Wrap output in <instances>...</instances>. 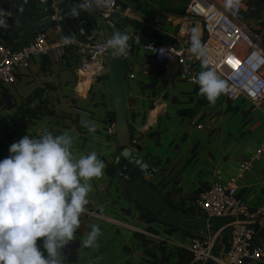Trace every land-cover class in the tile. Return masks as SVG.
Returning a JSON list of instances; mask_svg holds the SVG:
<instances>
[{
    "label": "crops",
    "instance_id": "1",
    "mask_svg": "<svg viewBox=\"0 0 264 264\" xmlns=\"http://www.w3.org/2000/svg\"><path fill=\"white\" fill-rule=\"evenodd\" d=\"M189 1L120 0L109 25L98 8L71 18L69 9L79 0H0L7 23L0 27L4 47L20 50L38 34L57 45L48 55L31 58L27 68H16L13 84L0 86V159L24 135L39 136L47 130L53 135L69 132L75 137V156L95 151L105 164L103 174L90 181L89 203L72 241L62 249L63 264H200L191 252L193 238L208 242L217 260L201 264L227 261L232 219H209L196 200L219 176L237 177L242 161L253 156L264 139V113L254 112L242 97L227 99L225 81L226 90L210 103L198 95L196 82L180 78L181 64L156 65L150 53L134 48L125 82V116L132 149L155 175L121 176L110 71L105 78L84 75L77 52L79 46L109 37L115 28L130 40L135 22L174 39V45L188 43L195 26L203 43L201 20L186 14ZM53 6L64 17L60 33L53 31L50 20ZM248 11L250 18H241L243 23L264 31V0ZM29 18L35 24L28 25ZM15 25L26 27V39L18 32L25 41L14 38ZM64 35L73 37L71 43H64ZM201 70L195 67V75ZM82 118L96 122L95 133L81 126ZM238 187L252 211L264 208V156L238 177ZM93 224L100 228L96 246L84 248L79 242ZM252 227L255 245L264 251V229L258 223Z\"/></svg>",
    "mask_w": 264,
    "mask_h": 264
},
{
    "label": "clouds",
    "instance_id": "2",
    "mask_svg": "<svg viewBox=\"0 0 264 264\" xmlns=\"http://www.w3.org/2000/svg\"><path fill=\"white\" fill-rule=\"evenodd\" d=\"M239 0H224L233 8ZM108 0H80L69 9L71 18L81 11L105 7ZM0 10V27H6ZM71 43L73 37H63ZM129 36L114 31L102 44L113 56H123ZM188 51L201 61L195 76L198 95L214 103L226 84L210 67L207 46L198 27H192ZM82 127L95 133V121L82 118ZM75 137L65 131L53 135L45 130L39 136L21 137L0 159V264H63L62 249L73 239L79 217L89 203L90 181L103 174L104 162L95 151L78 157L72 152ZM100 228L93 224L79 242L84 248L96 246ZM39 241V245L38 242Z\"/></svg>",
    "mask_w": 264,
    "mask_h": 264
},
{
    "label": "built area",
    "instance_id": "3",
    "mask_svg": "<svg viewBox=\"0 0 264 264\" xmlns=\"http://www.w3.org/2000/svg\"><path fill=\"white\" fill-rule=\"evenodd\" d=\"M80 1V0H79ZM120 0H108L105 7L98 8L100 15L111 25L119 9ZM244 6L241 0L233 8H225L221 0H190L186 14L201 20L206 35L203 44L207 46L209 63L218 76L227 83L226 97L233 101L240 97L251 104L254 112L264 113V31L256 30L243 23L241 12ZM53 31L60 33L64 17L59 8L53 6L50 17ZM108 37L98 43L79 46L80 70L93 78H105L109 73V49L102 47ZM57 47L45 35L38 34L35 39L20 50H12L0 43V86L11 85L16 80L15 69L27 68L31 58L46 56ZM141 48L153 56L156 65L179 63L183 67L180 78L195 83L194 69L201 61L188 51L189 45L180 41L177 45L163 46L147 44ZM134 47L129 44L126 54L130 55ZM134 78V76H131ZM2 91L0 89V96ZM264 156V139L256 147L253 156L242 161L237 177L223 179L213 183L208 191L200 194L196 207L210 219L231 218V245L227 261L220 264H248L251 261L264 260V251L255 245L256 230L254 223L264 229V208L250 209L244 198L239 196L238 177L242 178L253 169L254 164ZM191 252L197 263L217 260L211 256V246L198 238H193Z\"/></svg>",
    "mask_w": 264,
    "mask_h": 264
},
{
    "label": "water",
    "instance_id": "4",
    "mask_svg": "<svg viewBox=\"0 0 264 264\" xmlns=\"http://www.w3.org/2000/svg\"><path fill=\"white\" fill-rule=\"evenodd\" d=\"M35 24L32 18H29L28 25ZM16 36L20 41H25L29 33L26 31V27L17 28L14 26ZM22 31L24 38L18 35L19 31ZM114 31H122L119 28H115ZM123 32V31H122ZM109 54L112 56L109 59V84L112 90V103L115 110V142L118 146L122 147L121 152L116 158V165L120 171V175L131 176L133 174L137 179L144 178L145 176L155 175V171L141 158V156L135 152L131 147L130 133L125 116V97H126V77L131 64L134 62V58L131 55L126 57L113 56L111 51Z\"/></svg>",
    "mask_w": 264,
    "mask_h": 264
},
{
    "label": "trees",
    "instance_id": "5",
    "mask_svg": "<svg viewBox=\"0 0 264 264\" xmlns=\"http://www.w3.org/2000/svg\"><path fill=\"white\" fill-rule=\"evenodd\" d=\"M139 9V6L137 7ZM186 11V10H185ZM251 11L241 12V18L243 20H247L250 18ZM135 36L131 38L128 43L132 45L134 48L141 47L147 44H157V45H165V46H173L175 40L166 36L162 32L153 29L145 24L135 22ZM39 245V241L37 242Z\"/></svg>",
    "mask_w": 264,
    "mask_h": 264
},
{
    "label": "rangeland",
    "instance_id": "6",
    "mask_svg": "<svg viewBox=\"0 0 264 264\" xmlns=\"http://www.w3.org/2000/svg\"><path fill=\"white\" fill-rule=\"evenodd\" d=\"M224 1V0H221ZM243 5H244V11L248 12V9H250L252 7V9H255L256 7L259 6V4L263 1V0H241ZM254 1V2H252ZM259 25V24H258ZM261 26V25H259ZM257 28V27H256ZM264 29V28H263Z\"/></svg>",
    "mask_w": 264,
    "mask_h": 264
}]
</instances>
